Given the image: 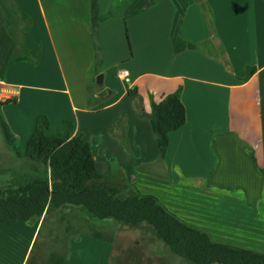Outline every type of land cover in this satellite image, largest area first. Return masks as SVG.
<instances>
[{
  "label": "crops",
  "instance_id": "crops-1",
  "mask_svg": "<svg viewBox=\"0 0 264 264\" xmlns=\"http://www.w3.org/2000/svg\"><path fill=\"white\" fill-rule=\"evenodd\" d=\"M16 2L31 18L28 49L41 51L35 67L7 66L15 45L0 0V115L16 144L41 115L49 134L69 119L107 181H128L216 242L264 252V0H98L100 69L91 0ZM178 89L187 121L163 158L150 114ZM42 224L0 223V264H28ZM69 250L64 264H109L105 240L72 238Z\"/></svg>",
  "mask_w": 264,
  "mask_h": 264
},
{
  "label": "trees",
  "instance_id": "trees-1",
  "mask_svg": "<svg viewBox=\"0 0 264 264\" xmlns=\"http://www.w3.org/2000/svg\"><path fill=\"white\" fill-rule=\"evenodd\" d=\"M4 2L11 15L15 45L7 66L25 62L35 67L41 51L30 50L26 44L31 18L21 13L16 0ZM91 15L96 67L100 69L103 61L98 46V0H91ZM150 121L164 158L170 133L181 129L187 121L180 89L153 103ZM73 128V123L66 120L61 132L49 134L50 120L41 115L32 137L21 147L0 115V131L6 144L39 176L34 182H25L0 194V223L33 226L52 210L77 208L92 220L112 219L125 226L148 228L174 256L189 264H264V252L216 242L207 232L169 212L156 197L141 194L130 185H123V191L112 186L100 173L90 144L81 136L72 137ZM260 170L264 175V168ZM125 192L129 194L124 196ZM90 236L108 241L96 231H91ZM36 246L35 243L28 264H64L65 254L51 253L44 260L36 254Z\"/></svg>",
  "mask_w": 264,
  "mask_h": 264
},
{
  "label": "rangeland",
  "instance_id": "rangeland-1",
  "mask_svg": "<svg viewBox=\"0 0 264 264\" xmlns=\"http://www.w3.org/2000/svg\"><path fill=\"white\" fill-rule=\"evenodd\" d=\"M125 38L127 39L126 35ZM114 83L121 85L118 77L115 78ZM104 85L102 83L100 86ZM38 177L31 166L15 156L0 131V194L25 182H34ZM109 182L122 191L123 185H130L128 181ZM130 186L134 188L133 184ZM127 194L129 193H123L124 196ZM41 220L43 224L36 242V254H40L45 259L49 258L51 253L65 254L66 259L69 258L70 240L90 236L91 231H96L110 244L109 264H189L174 256L165 244L145 227L125 226L112 219L92 220L86 212L77 208L52 210ZM212 234L214 237L215 234ZM261 250L264 251V244Z\"/></svg>",
  "mask_w": 264,
  "mask_h": 264
},
{
  "label": "built area",
  "instance_id": "built-area-1",
  "mask_svg": "<svg viewBox=\"0 0 264 264\" xmlns=\"http://www.w3.org/2000/svg\"><path fill=\"white\" fill-rule=\"evenodd\" d=\"M119 78L125 84H131V74L128 70L122 69L119 71Z\"/></svg>",
  "mask_w": 264,
  "mask_h": 264
},
{
  "label": "water",
  "instance_id": "water-1",
  "mask_svg": "<svg viewBox=\"0 0 264 264\" xmlns=\"http://www.w3.org/2000/svg\"><path fill=\"white\" fill-rule=\"evenodd\" d=\"M97 83L102 84L103 83V75H99L97 78ZM106 91H102L101 95H105Z\"/></svg>",
  "mask_w": 264,
  "mask_h": 264
}]
</instances>
